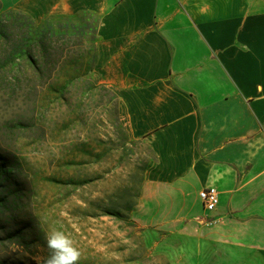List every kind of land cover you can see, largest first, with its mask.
<instances>
[{
  "label": "crops",
  "instance_id": "1",
  "mask_svg": "<svg viewBox=\"0 0 264 264\" xmlns=\"http://www.w3.org/2000/svg\"><path fill=\"white\" fill-rule=\"evenodd\" d=\"M97 16L93 74L150 159L130 211L168 264H264V0H0ZM215 187L204 218L198 192Z\"/></svg>",
  "mask_w": 264,
  "mask_h": 264
},
{
  "label": "rangeland",
  "instance_id": "2",
  "mask_svg": "<svg viewBox=\"0 0 264 264\" xmlns=\"http://www.w3.org/2000/svg\"><path fill=\"white\" fill-rule=\"evenodd\" d=\"M97 22L84 11L35 22L73 47L34 101L0 91V264H44L57 228L78 264H168L153 250L162 230L130 215L151 157L127 138L115 95L94 77Z\"/></svg>",
  "mask_w": 264,
  "mask_h": 264
},
{
  "label": "trees",
  "instance_id": "3",
  "mask_svg": "<svg viewBox=\"0 0 264 264\" xmlns=\"http://www.w3.org/2000/svg\"><path fill=\"white\" fill-rule=\"evenodd\" d=\"M70 47L67 35L45 29L20 10L0 6V91L9 88L20 93L19 100L34 101Z\"/></svg>",
  "mask_w": 264,
  "mask_h": 264
},
{
  "label": "clouds",
  "instance_id": "4",
  "mask_svg": "<svg viewBox=\"0 0 264 264\" xmlns=\"http://www.w3.org/2000/svg\"><path fill=\"white\" fill-rule=\"evenodd\" d=\"M46 246L49 254L44 264H78L80 252L63 230L57 228L49 231Z\"/></svg>",
  "mask_w": 264,
  "mask_h": 264
},
{
  "label": "built area",
  "instance_id": "5",
  "mask_svg": "<svg viewBox=\"0 0 264 264\" xmlns=\"http://www.w3.org/2000/svg\"><path fill=\"white\" fill-rule=\"evenodd\" d=\"M198 198L204 211V218L211 225L216 224V220L209 219V214L213 212L218 205V191L215 187H204L198 192Z\"/></svg>",
  "mask_w": 264,
  "mask_h": 264
}]
</instances>
